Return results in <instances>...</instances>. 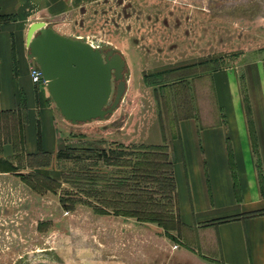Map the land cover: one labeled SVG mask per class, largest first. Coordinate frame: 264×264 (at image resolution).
I'll list each match as a JSON object with an SVG mask.
<instances>
[{"label": "rangeland", "instance_id": "rangeland-1", "mask_svg": "<svg viewBox=\"0 0 264 264\" xmlns=\"http://www.w3.org/2000/svg\"><path fill=\"white\" fill-rule=\"evenodd\" d=\"M19 21L113 49L125 87L107 117L62 124L50 158L19 154L0 173V264H220L179 223L171 145L179 118L208 112L204 75L264 61V0H32ZM154 146L153 176L120 181ZM126 184L149 202L133 208Z\"/></svg>", "mask_w": 264, "mask_h": 264}, {"label": "crops", "instance_id": "crops-1", "mask_svg": "<svg viewBox=\"0 0 264 264\" xmlns=\"http://www.w3.org/2000/svg\"><path fill=\"white\" fill-rule=\"evenodd\" d=\"M26 1L0 0V15H14L0 19L1 174L13 172L19 154L50 158L58 129L72 125L29 80L31 22L21 29L19 21ZM203 80L208 112L198 106L179 118L171 145L178 220L188 241L220 264H264V61L213 70Z\"/></svg>", "mask_w": 264, "mask_h": 264}, {"label": "water", "instance_id": "water-1", "mask_svg": "<svg viewBox=\"0 0 264 264\" xmlns=\"http://www.w3.org/2000/svg\"><path fill=\"white\" fill-rule=\"evenodd\" d=\"M28 57L60 116L71 124L103 119L116 108L124 91V61L113 49L102 51L86 41L58 33L42 21L25 33ZM116 81L110 100V81Z\"/></svg>", "mask_w": 264, "mask_h": 264}, {"label": "trees", "instance_id": "trees-1", "mask_svg": "<svg viewBox=\"0 0 264 264\" xmlns=\"http://www.w3.org/2000/svg\"><path fill=\"white\" fill-rule=\"evenodd\" d=\"M5 15H0V19L4 18ZM158 148L157 146L154 147H146L143 148L142 150L138 151V153L135 156V159L131 162L126 161V163H123L124 167H126L128 175L126 176L125 179H119L120 181H129L131 182H138L143 180V178L145 177H150L153 176V172L154 170L157 169L158 166H156L154 163L150 164V161L147 163V160H150V156L153 158L152 155H154L157 152ZM41 155H46L41 153ZM38 156V154H33V155H29V157H36ZM37 164V163H36ZM85 171V170H83ZM117 180V181H119ZM170 182H171V186H172V191L174 190V183H173V177L171 174V178H170ZM126 186H131V188L129 189L130 193H131V200L129 202V204H132L133 208H137L140 207L141 205H139V203H141L140 198L144 197L146 203L149 202V200L147 199V197H145V194H147V192L142 189L137 187V184H133V185H128L126 184ZM61 201L63 199H60ZM143 218V217H142Z\"/></svg>", "mask_w": 264, "mask_h": 264}, {"label": "built area", "instance_id": "built-area-1", "mask_svg": "<svg viewBox=\"0 0 264 264\" xmlns=\"http://www.w3.org/2000/svg\"><path fill=\"white\" fill-rule=\"evenodd\" d=\"M93 47H96V46H93ZM29 75H30V79L32 83L44 85V81L41 78L40 71L36 66L33 65V63L29 67Z\"/></svg>", "mask_w": 264, "mask_h": 264}, {"label": "bare ground", "instance_id": "bare-ground-1", "mask_svg": "<svg viewBox=\"0 0 264 264\" xmlns=\"http://www.w3.org/2000/svg\"><path fill=\"white\" fill-rule=\"evenodd\" d=\"M88 43V42H87ZM89 44H91V43H89ZM92 45V44H91Z\"/></svg>", "mask_w": 264, "mask_h": 264}, {"label": "flooded vegetation", "instance_id": "flooded-vegetation-1", "mask_svg": "<svg viewBox=\"0 0 264 264\" xmlns=\"http://www.w3.org/2000/svg\"><path fill=\"white\" fill-rule=\"evenodd\" d=\"M115 85H116V81H115Z\"/></svg>", "mask_w": 264, "mask_h": 264}]
</instances>
